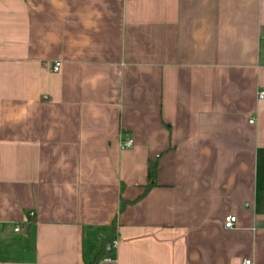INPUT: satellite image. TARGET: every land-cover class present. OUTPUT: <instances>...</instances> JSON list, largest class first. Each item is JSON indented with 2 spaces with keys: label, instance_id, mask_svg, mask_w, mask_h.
Returning a JSON list of instances; mask_svg holds the SVG:
<instances>
[{
  "label": "crops",
  "instance_id": "1",
  "mask_svg": "<svg viewBox=\"0 0 264 264\" xmlns=\"http://www.w3.org/2000/svg\"><path fill=\"white\" fill-rule=\"evenodd\" d=\"M260 90L264 0H0V264H264Z\"/></svg>",
  "mask_w": 264,
  "mask_h": 264
},
{
  "label": "built area",
  "instance_id": "2",
  "mask_svg": "<svg viewBox=\"0 0 264 264\" xmlns=\"http://www.w3.org/2000/svg\"><path fill=\"white\" fill-rule=\"evenodd\" d=\"M60 66H61L60 62L55 63L53 70L57 72L60 69ZM257 96H258V100L263 101L264 100V90H260L258 92ZM250 123L253 124L254 120L253 119L250 120ZM133 145H134V143H133L132 139H122L120 141V148L123 150L132 148ZM236 221H237L236 216H228L225 219V224H224L225 228L233 229L235 224H236ZM16 231H20V228H16ZM114 245H116V243H114ZM104 260L107 262H114L115 261L111 258H105ZM242 264H253V261L251 259H245Z\"/></svg>",
  "mask_w": 264,
  "mask_h": 264
},
{
  "label": "trees",
  "instance_id": "3",
  "mask_svg": "<svg viewBox=\"0 0 264 264\" xmlns=\"http://www.w3.org/2000/svg\"><path fill=\"white\" fill-rule=\"evenodd\" d=\"M148 180H149V183L148 185L145 187V192L149 191V189L154 185L155 181H156V170H155V167L152 168L150 171H149V174H148ZM154 181V182H153ZM123 208V206H122ZM109 252L107 251V247L104 246L103 250L100 252V254L96 257V261L95 262H98L100 261L102 258H104L106 255H108Z\"/></svg>",
  "mask_w": 264,
  "mask_h": 264
}]
</instances>
